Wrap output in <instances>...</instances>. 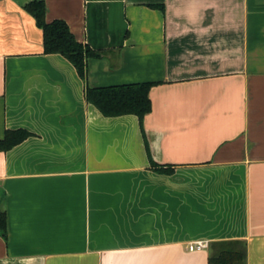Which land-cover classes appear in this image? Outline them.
<instances>
[{"label":"crops","instance_id":"crops-1","mask_svg":"<svg viewBox=\"0 0 264 264\" xmlns=\"http://www.w3.org/2000/svg\"><path fill=\"white\" fill-rule=\"evenodd\" d=\"M40 2L100 54L86 80L46 54ZM143 83L142 124L87 100ZM7 135L0 264H209L225 242L264 264V0H0Z\"/></svg>","mask_w":264,"mask_h":264},{"label":"trees","instance_id":"trees-1","mask_svg":"<svg viewBox=\"0 0 264 264\" xmlns=\"http://www.w3.org/2000/svg\"><path fill=\"white\" fill-rule=\"evenodd\" d=\"M37 5L36 8H34ZM36 18L38 25L44 31V46L46 54H58L66 58L78 71L81 78L86 80L87 62L90 58L100 56L88 46L78 42L71 32L68 24L62 20L47 23L45 20V5L40 2L28 6ZM153 83L127 84L105 88H88L86 95L88 102L96 106L106 117H119L124 115L137 116L141 124L144 117L152 111L150 90ZM8 142L9 135L0 143L2 148L8 149L19 142ZM158 172H164L158 170ZM172 173V171H168ZM6 212L0 207V235L7 239ZM247 250L241 242L218 243L213 246V253L209 264H246Z\"/></svg>","mask_w":264,"mask_h":264},{"label":"built area","instance_id":"built-area-1","mask_svg":"<svg viewBox=\"0 0 264 264\" xmlns=\"http://www.w3.org/2000/svg\"><path fill=\"white\" fill-rule=\"evenodd\" d=\"M207 248H208V246L206 243H196V244L190 245L188 247V250L190 252H196V251H204Z\"/></svg>","mask_w":264,"mask_h":264}]
</instances>
